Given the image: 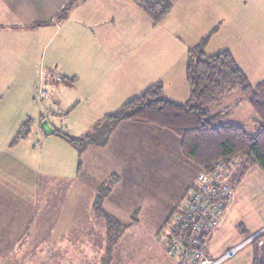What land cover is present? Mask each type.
<instances>
[{"label":"rangeland","instance_id":"obj_1","mask_svg":"<svg viewBox=\"0 0 264 264\" xmlns=\"http://www.w3.org/2000/svg\"><path fill=\"white\" fill-rule=\"evenodd\" d=\"M208 2L205 0L203 6L198 7L197 1L183 0L175 6V14L169 18V13L157 25L145 17L148 34L142 40L133 39L132 46L145 50L146 78L141 86L134 83L126 87L127 99L140 96L160 81L166 85V98L174 96L179 104L187 102L189 89L185 69L189 50L199 45L205 55L212 56L228 49L222 43L227 40V34L211 37V29L208 30L214 26V19L204 14ZM263 40L264 33L255 39L256 50H261ZM232 56L251 86L264 82V54ZM181 81L185 92L182 98L180 88H176ZM40 84L36 86L30 109L20 114L21 124L24 123L21 131L27 132L23 138L15 139L18 130L14 135H7L13 125L11 122L0 123V199L6 203L7 216L20 219L18 228L16 224L11 225L13 229H21L15 230L19 233L13 236V248L23 257L29 252L33 264H47L50 254L55 257L52 264L179 263L178 253L166 251V236L173 221L169 220L166 225L165 222L173 209L181 205L182 197L195 184L197 176L195 167L180 155L179 139L166 130L148 135L146 128L152 130L150 126L122 122L104 148L78 154L60 135L45 136L40 128V117L58 130L55 132L81 138L96 122L104 119L103 114L96 113V104L87 101L82 93L57 94L53 99L55 91H51L63 84L49 88V96L40 100L37 94L43 82ZM6 89L0 87V95ZM78 97L80 102L75 104ZM123 104H117L116 109ZM73 105H76L74 111L69 114L67 111ZM6 110L17 113L21 108L8 106ZM208 112L221 114L224 121L241 125L251 135L261 129L248 97L226 72ZM25 125L27 127L23 128ZM56 142L64 144L66 149ZM111 176L110 185H113L103 208L123 223L124 228L117 237V250L111 260L104 263L106 257L102 256V262H96L95 242L99 238L92 203L96 187ZM228 208L225 224L212 233L207 248L214 260L220 255L214 256V250L220 251L229 242L247 239L252 242L259 235L264 241V172L257 165L251 166L233 187V199ZM96 219L105 228L104 221ZM259 227H263L260 233L252 236ZM102 233L104 231L99 232ZM34 242L51 243L39 253ZM251 247L250 244L242 247L237 253L241 252L239 256L236 254L218 264H238L240 260L243 264ZM185 257L188 258L185 264H193L190 256Z\"/></svg>","mask_w":264,"mask_h":264},{"label":"crops","instance_id":"obj_2","mask_svg":"<svg viewBox=\"0 0 264 264\" xmlns=\"http://www.w3.org/2000/svg\"><path fill=\"white\" fill-rule=\"evenodd\" d=\"M181 1L183 3V0H169L171 3L169 18L172 13L175 14V6L180 5ZM194 1H197L198 7H202L205 3V0ZM208 1L207 6L204 7V14L214 19V26L208 29H211V37L227 34V40H223L222 43L231 55L264 54V40L261 50L254 48L255 39L264 33V0ZM65 2L66 0H0V83H2L0 87H7L0 95V123L11 122L13 124L7 135H14L16 130H18L17 134L20 132L24 124H21L20 114L22 110L30 109L36 86L41 85L42 76L47 71L56 70L64 78L74 80L71 82L73 84L65 83L56 90L53 89L51 91H55L54 97L52 95L53 99H56L57 94L82 93L87 101L96 104V113H102V118L110 115L109 112L116 111L117 104L131 100L127 99V86L134 83H139L141 86L143 81L145 82L147 71L146 63L143 62L145 50L133 49L132 40L145 38L149 25L146 16L136 3L132 0H84L72 9L66 19L60 23H54L52 19ZM45 22L50 23L30 27L33 24ZM158 83L162 85L164 91L165 83L164 85L160 81ZM176 88H180L182 98L185 93L183 82L181 81ZM75 100V104H78L80 97ZM168 100L177 101L174 96L173 99ZM8 106H20L21 110L17 113L7 111ZM75 106L73 105L72 109L67 112L72 113ZM122 122L115 125L106 143L101 146L102 148L106 146L115 128L119 127ZM26 125L24 127H27ZM50 126L53 128L52 125ZM148 126L152 128V130L146 128L148 135L149 133L154 134L153 131H164L151 125ZM55 131L58 130L54 129ZM52 134L49 135L53 136ZM56 144L66 149L61 142H56ZM10 145L11 143L8 146ZM99 147L91 145L80 153L75 149L78 154L82 155L87 150L91 151ZM2 201L4 200L0 199V221L3 224L0 228V264H33L29 259V252L23 257L16 248H13V236H16L21 229H13L11 225L16 224L18 228L20 219L18 216H7L4 206L6 203ZM103 203L102 209L108 214L103 208ZM227 215L220 225L225 224ZM96 218L95 221L93 220L96 222V237L99 238L95 242L96 262H102L105 256V263L115 254L117 242L107 252L106 227L104 228ZM118 222L124 227L123 223ZM262 229L263 227L254 229L252 236L260 233ZM15 230L19 231L15 233ZM101 231H104V234H99ZM211 240L205 248V254L209 259L212 258L207 248ZM247 241L248 239L244 242H229L222 246L220 251L214 250V256L220 254L218 259L232 248L241 246L240 249H242L250 244ZM49 243L51 242H34L33 244L35 248L40 249L39 253H42L46 244ZM262 243L264 244V241ZM50 247L48 246V249L54 253ZM53 258L55 257L51 254L48 255L46 263L52 264ZM185 260L181 259L177 264H185ZM241 262L242 260L238 264ZM243 264H252V247Z\"/></svg>","mask_w":264,"mask_h":264},{"label":"trees","instance_id":"obj_3","mask_svg":"<svg viewBox=\"0 0 264 264\" xmlns=\"http://www.w3.org/2000/svg\"><path fill=\"white\" fill-rule=\"evenodd\" d=\"M83 1L66 0L52 21L54 23L62 22L73 8ZM132 1L153 25L162 22L171 10L169 0ZM48 23L50 22L36 23L30 27H39ZM200 49L198 45L188 52V63L185 69V80L189 89L187 102L178 104L168 100L164 96L162 85L158 83L150 86L140 96L125 102L116 111L105 117L102 122L94 125L81 138L71 137L60 132L53 134L60 135L80 153L91 145L103 146L119 122H140L175 135L179 139L181 157L195 167L197 175L200 172L211 171L217 161L234 156H241L242 162L233 176L232 187L253 165H257L264 172V82L251 86L229 52L223 51L207 56ZM225 72L229 79L239 86L242 94L248 97L249 104L261 124L258 133L251 135L241 125L224 121L225 117L221 114H209L208 107L212 105L216 93L222 86ZM40 119L42 121L44 117H40ZM24 136L25 132L20 130L15 139ZM112 178L113 176L97 187L92 204L93 212L104 221L106 227L107 252L112 249L120 231L124 228L102 209V203L113 185H110ZM194 186L195 184L191 185L188 191ZM176 208L171 212L165 225L171 219ZM249 243L252 246V264H264V244L260 235Z\"/></svg>","mask_w":264,"mask_h":264},{"label":"built area","instance_id":"obj_4","mask_svg":"<svg viewBox=\"0 0 264 264\" xmlns=\"http://www.w3.org/2000/svg\"><path fill=\"white\" fill-rule=\"evenodd\" d=\"M67 80L69 82H65L64 77L56 70L45 72L42 77L43 84L38 90V98L46 99L49 96V88L74 81L72 78ZM241 162V156L219 160L211 171L197 175L195 186L185 194L181 205L171 216L173 226L166 236V251L169 254L178 253L180 260L188 259L185 257L188 255L193 264H218L241 248H232L216 260L209 259L205 254L212 233L220 226L233 199L231 181ZM250 240L248 242H251Z\"/></svg>","mask_w":264,"mask_h":264},{"label":"water","instance_id":"obj_5","mask_svg":"<svg viewBox=\"0 0 264 264\" xmlns=\"http://www.w3.org/2000/svg\"><path fill=\"white\" fill-rule=\"evenodd\" d=\"M40 128L42 129L45 135L54 133V130L51 128L50 124L45 119L41 121Z\"/></svg>","mask_w":264,"mask_h":264}]
</instances>
